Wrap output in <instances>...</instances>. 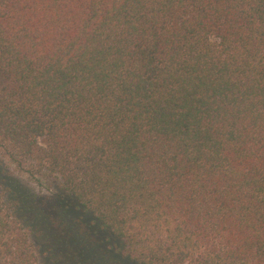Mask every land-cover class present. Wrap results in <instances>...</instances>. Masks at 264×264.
Instances as JSON below:
<instances>
[{"label": "trees", "instance_id": "trees-1", "mask_svg": "<svg viewBox=\"0 0 264 264\" xmlns=\"http://www.w3.org/2000/svg\"><path fill=\"white\" fill-rule=\"evenodd\" d=\"M116 262L264 264V0H0V264Z\"/></svg>", "mask_w": 264, "mask_h": 264}, {"label": "rangeland", "instance_id": "rangeland-1", "mask_svg": "<svg viewBox=\"0 0 264 264\" xmlns=\"http://www.w3.org/2000/svg\"><path fill=\"white\" fill-rule=\"evenodd\" d=\"M26 177L27 176H25V178H23L24 179V181L28 184V186H30L31 188H33L39 195H41V196H44V197H47V196H49V192L46 190V188L45 187H43V186H40L39 184H37L36 182H33L32 180H26ZM48 205H43V208L46 210V209H48V207H47ZM110 254H113L112 252H110ZM108 256V255H107ZM112 259H113V257H112ZM112 259L110 258L109 259V263H112L113 261H112ZM116 264H119L118 262H116ZM122 264V263H121Z\"/></svg>", "mask_w": 264, "mask_h": 264}]
</instances>
